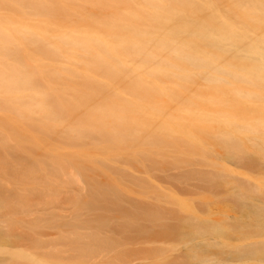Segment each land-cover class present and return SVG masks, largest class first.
<instances>
[{"label": "bare ground", "instance_id": "1", "mask_svg": "<svg viewBox=\"0 0 264 264\" xmlns=\"http://www.w3.org/2000/svg\"><path fill=\"white\" fill-rule=\"evenodd\" d=\"M232 5V0H0V112L11 107L25 121H43H26L30 127L23 124L22 131H61L96 142L108 134L118 150L139 143L143 134L148 144L161 137L196 139V131L204 133L197 123L205 126L214 120L192 106L213 104L205 92L221 89L219 75L238 77V67L264 71V31L257 34L249 23L259 20L254 12L249 19ZM258 6L252 0V9ZM222 8L240 18L243 29L226 18ZM193 87L201 92L199 98ZM171 103L176 115L167 110ZM77 109L99 125L76 122ZM88 129L92 137L83 133ZM56 152L51 162L63 167L64 158ZM71 154L77 160L88 158L80 151ZM32 159L42 166L43 160ZM11 164L17 173L21 170L18 161ZM22 170L38 172L31 164ZM197 190L196 244L191 248L196 264H264V181H201ZM41 206L25 214H38L45 210ZM143 214L128 215L129 222L123 224L111 223L106 216H81L70 225V263L118 264L86 258L89 240L104 245L115 240L108 246L119 244L121 255L137 258L128 264H153L145 246L152 239L138 236L141 232L132 235L134 220L155 217Z\"/></svg>", "mask_w": 264, "mask_h": 264}, {"label": "rangeland", "instance_id": "2", "mask_svg": "<svg viewBox=\"0 0 264 264\" xmlns=\"http://www.w3.org/2000/svg\"><path fill=\"white\" fill-rule=\"evenodd\" d=\"M257 1L258 8L252 9V0H232V8L249 19L253 18L251 13L254 12L259 21L249 23L252 29L256 28L257 34H261L264 31V0ZM221 10L234 25L243 29L240 18H235L228 9ZM259 71L238 67L234 70L238 77L225 72L219 75L221 89L205 92L213 104L205 108L192 106L214 120L205 126L197 123L204 133L196 131V139L192 140L188 136L174 140L161 137L157 143L151 140L148 144L144 141L147 135L143 134L139 143L133 142L126 149L118 150L108 134L99 136L101 139L96 142L61 131H22L20 126L23 124L30 127L27 122L38 124L43 121L34 118L26 122L11 107L7 108V113L0 112V125L4 124V128L0 126V264H69L74 248L70 225L79 221L81 216L92 215L98 220L97 216H102L101 220L106 216L104 219L108 217L111 223L123 224L129 222L125 220L126 216L135 212L142 216L144 211L145 215L155 216L156 220L138 217L137 223L132 222V228L136 230L132 235L141 232L138 236L152 239L150 245H145L150 249L142 246L148 250L144 251L149 253L146 256L149 261L153 264H196V252L191 248L196 244L197 189L201 181H264V79L259 78L264 76V71ZM191 91L195 97H200L198 89L193 87ZM173 106L169 104L167 110L176 115ZM77 110L76 122L99 125L97 121L84 118L80 109ZM89 130L92 129L83 133L92 137L93 132ZM196 140L198 145L193 144ZM55 149L68 166L65 163L63 167L57 165V160L51 162L57 154ZM74 151L86 153L89 159H75L71 154ZM135 153L137 159L133 157ZM32 157L43 160L40 162L42 166L37 165ZM16 161L21 170L22 165L31 164L38 172L32 175L19 169L17 173L11 166ZM133 201L139 202L135 208ZM40 204L45 210L25 214V210ZM150 219L154 221L152 224ZM4 238H9V242L2 246ZM108 243L104 245L89 240L86 248L90 257H86L87 261L128 264L137 259L121 255L119 244L108 246L117 243L115 240Z\"/></svg>", "mask_w": 264, "mask_h": 264}]
</instances>
